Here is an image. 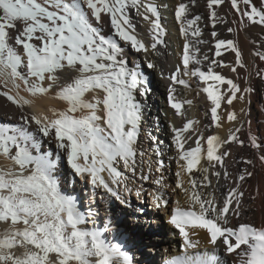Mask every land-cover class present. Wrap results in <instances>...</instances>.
<instances>
[{
  "label": "snow or ice",
  "instance_id": "6c2138e0",
  "mask_svg": "<svg viewBox=\"0 0 264 264\" xmlns=\"http://www.w3.org/2000/svg\"><path fill=\"white\" fill-rule=\"evenodd\" d=\"M206 2L213 29L217 22L226 23L215 10L225 0ZM229 2L241 26H246L247 22L264 27V0H260L259 6L254 0ZM195 3L196 0L189 3L181 0L175 8L181 35L196 38L194 42L186 39L183 45V75L198 77L207 85L202 91L212 103L211 119L219 128L222 125L217 109L225 100V94L216 85L228 86V105L236 99H245L244 95L237 96V93L250 94L253 89L246 87L242 90L232 79L215 72L211 64L236 71L235 66L222 61L211 60L207 71L201 70L202 61L198 55H202L205 61L209 57L195 46L207 43L202 39L199 24L202 17L192 15L190 11V5ZM133 8L138 15L141 14L140 8H144L143 19L151 25L154 40L151 47L155 49L158 43H163L161 37L166 34L155 3H145L144 0H0V82L5 87L10 83L16 90L15 95L11 94V89L2 95L22 109L33 103L20 95L22 86L23 91L32 97L48 95L58 87L55 98L67 105L64 110L52 109V119L21 114L18 124H0V157L10 161L8 166L0 167V224L6 225L0 229V264H134L133 257L123 251L120 244L106 239L110 219L102 229L85 227L91 212L80 211L75 197L61 191L56 175L60 155L53 160L51 154H42L35 134L29 130V125L35 123L37 131L44 137L54 136L75 175L89 180L94 188H103L121 204H127L121 192L111 185L119 187L123 183L124 192H132L126 183L128 177L118 165L122 162L125 170L136 172V145L141 132L143 106L135 93L139 85L148 83L146 76L128 67L120 43L129 44L137 52L148 50L135 34V25L129 14ZM106 26L112 30L111 34L105 33ZM227 30L234 31L231 27ZM211 35L216 39L217 57L223 55L221 49L230 50L235 53L236 65L246 67L235 41L219 39L215 30ZM254 55L264 61V52L257 51ZM148 67L154 65L149 63ZM65 71L67 78L62 82L61 74ZM176 72H181L180 67ZM257 75L264 78V69L258 70ZM171 79L188 86L187 81L177 79V75ZM208 81L215 83L209 84ZM173 91L169 90L168 100L180 114L183 104L192 102L176 100ZM146 92L147 88L141 95ZM86 94H91L92 99H86ZM227 120L235 122L236 113L228 112ZM194 123L198 121L189 120L183 128H173L179 160L184 162L180 164L181 171L176 173V187L184 191L190 203L184 208L177 202L169 218V223L178 229L182 238L183 253L166 258L164 264H223L218 255L221 246L226 253L235 254L233 264H264V226L248 223L230 226L232 218L240 215L245 195L242 182L252 177L253 172L247 169L241 172L219 202L214 194L206 198L197 190L212 184L206 175L209 168L198 169L197 165L206 159L210 166L224 168L225 158L231 155L225 146L232 143L244 146L245 142L236 135L241 128L236 127L227 139L209 135L206 149L201 143L204 137L200 136L195 147L185 150V143L191 136L183 134ZM249 141L251 147L261 148L251 135ZM156 153L161 154L159 148ZM143 155V152L139 153L140 157ZM259 159L264 164V155ZM243 162L253 165L252 160ZM161 168L162 161L156 171ZM194 170L205 173L200 181L192 178ZM105 172L108 179L102 175ZM182 173L189 174L191 191L184 187ZM212 174L217 178L221 176L220 171ZM223 176L227 180L229 173L225 170ZM141 179L147 180L148 176L142 175ZM155 183L162 184V178ZM141 194L138 189L136 196ZM153 203L160 208L168 201L162 200L161 195H153ZM201 233L207 237L211 251H198Z\"/></svg>",
  "mask_w": 264,
  "mask_h": 264
},
{
  "label": "bare ground",
  "instance_id": "6f19581e",
  "mask_svg": "<svg viewBox=\"0 0 264 264\" xmlns=\"http://www.w3.org/2000/svg\"><path fill=\"white\" fill-rule=\"evenodd\" d=\"M144 2L155 3L158 6L162 18V26L165 28L166 34L161 37L163 43H158L156 48L153 49L151 47L154 42L153 33L149 21L143 19L144 8H140L141 14L139 15L134 8L130 9L129 14L133 25H135V34L147 46L148 50L146 52H137L129 44H125L122 41L120 43L124 48V59L127 61L128 67L135 68L141 72L147 77L148 83L147 85H139L135 93L137 101L143 106L141 132L136 145L138 152L136 172L133 174L125 170L122 162L118 165V169L124 176L128 177L126 183L132 188V192H124L123 183L119 187L111 185L114 189L121 192L127 204H121L115 197L105 192L103 188H94L89 180L75 175L70 166L67 167L68 169L64 166L61 168L59 165L60 161L67 163V159L66 155L58 148L54 136L44 137L37 131L35 123L29 125V130L35 134L42 154H51L50 158L53 160L56 159L57 154L60 155V159L57 162L56 175L60 181L61 191L66 195L75 197L80 211L85 214L91 212L89 223L85 227L88 229L94 227L102 229L110 219L111 226L105 233L106 239L111 243L120 244L122 249L133 257L134 264H164L166 258L183 253V241L179 236L178 229L169 223V218L173 211H169V203L171 201L174 202L172 209L177 206V202H179V206L184 208L189 205V200L184 202L186 197H182V195H185L184 191L176 187L178 179L176 173L181 171L180 164L184 162L179 160V150L174 143L175 133L173 128H183V123H187L189 120L195 121L198 118L199 115L196 118V112H198L196 108L202 103L195 104V98L197 97L198 99L197 94L199 92L202 94L200 89L205 83L198 77L183 75L182 54L186 37L181 35L180 23L175 19V8L181 0H144ZM254 2L259 6L260 0H254ZM199 7L193 8L191 13L197 14ZM215 10L218 16L226 23L217 22L213 30L217 32L219 39L233 40L237 43L242 52L243 63L246 65L245 68L239 67L235 62V53L221 49V51L223 50V55H225L224 61L228 63L227 65L236 67L235 72L231 71L229 67V76L242 90L246 87H251L253 91L250 94H245V102L241 108L244 111L237 110L235 112L237 115L235 122H229L227 114L220 116L219 123L222 127H216V123L213 122V135H219L227 139L230 132L234 131L236 127H240L241 131L236 133V135L245 143L243 147L237 143L225 146L229 149L231 155L225 158L224 168H220L219 165L212 167L206 159L201 160L197 168H209L206 175L209 176L212 184L207 188H198L197 190L202 191L206 198L210 194H214L218 202L222 201L223 197L233 186L235 178L245 169L252 171L253 176L242 182V189L245 195L240 215L232 218L230 226L238 227L241 223H248L261 227L264 226V164L261 163L259 158L264 155V78L258 76L257 71L264 69V61L260 60L254 53L257 51L264 52V47H262L264 45V27L251 25L247 22L246 26H241L239 17L231 9L229 0H225V3ZM104 19L107 25V17ZM229 27L234 31L228 32L227 29ZM104 30L107 34L112 33L108 26ZM215 42L216 39L213 38V43L215 44ZM205 62H202L199 67L206 72L208 68L203 66ZM149 63L153 64L154 67L149 68ZM206 66L209 67L210 64L207 63ZM212 66V68H216V64ZM177 67H180V73L176 72ZM189 67L191 68L192 65ZM153 73L155 74V82L150 83ZM173 75H177V79L186 80L188 86L185 87V85L174 82L171 79ZM66 78L67 72H62V82ZM67 82H70V80ZM145 88H147V92L141 95ZM9 89H11V94L15 95L16 90L10 83L5 87L0 82V124L10 126L18 124L21 122V114L26 116L36 114L48 116L52 119L54 118L52 109L64 110L67 107L66 102L55 98V93L59 91L58 87L48 95L32 97L23 91L22 86L20 95L33 101L31 105H25L22 109L2 95L3 92ZM170 89L174 90L172 95L176 100L192 102L191 104H183L181 114H177L169 103ZM149 90L153 92L152 94L158 95V98H156L159 102L158 104L155 103V98L153 102V97ZM86 99L91 100L92 95L86 94ZM149 108L154 109L152 121L149 117ZM249 135L256 139L261 148L251 147ZM186 145L185 150H188ZM157 148H159L160 155L156 153ZM140 152L144 153L143 157L139 156ZM33 154H36L35 151H33ZM245 160H252L253 165L244 163L243 161ZM161 161L163 162V168L157 172L156 169ZM9 164L10 161L0 157V167H6ZM225 170L229 173L227 180L223 176ZM215 171L221 172L219 178L212 174ZM172 172H174L175 177L172 176ZM204 174L194 170L192 178L200 181ZM102 175L105 179H108L106 172L102 173ZM142 175L148 176V179L142 180ZM161 178L162 184H156L155 181ZM181 179L184 181V187L191 191L190 184H187L189 174L182 173ZM138 189L142 192L140 197L136 196ZM153 195H161L162 200L168 201L167 205L157 208L153 203ZM92 221L95 223H92ZM4 227L6 225L0 224V229ZM193 239H196V237H193ZM199 239L198 251L212 250V246L208 244L207 237L203 233H201ZM193 254L195 253L193 252ZM218 255L223 264H233L235 260V254L226 253L223 251V246H221Z\"/></svg>",
  "mask_w": 264,
  "mask_h": 264
},
{
  "label": "rangeland",
  "instance_id": "374dc122",
  "mask_svg": "<svg viewBox=\"0 0 264 264\" xmlns=\"http://www.w3.org/2000/svg\"><path fill=\"white\" fill-rule=\"evenodd\" d=\"M183 2H184V0H183ZM189 2H190V0H186L185 1V3H189ZM206 5H207L206 0H204V1L196 0V3H195L194 6H191L190 5V11H192L193 8L200 6L199 7L200 8L199 9V12L197 14H192V15H200L202 17V20L199 22V24H200V27L201 28L203 26V28H202L203 36L202 37H205V38H203V40L207 41V43H205V44H197L195 46L198 47V48H200V52L202 54L207 55L209 57V60H207L205 62V60H203V58H202L203 57L202 55H198V58H200L202 62H205L204 65H203L205 68H208L206 66L207 63L210 64V60H213V59L215 61H217L218 63L222 61L224 64L227 65L228 63L224 61V56L225 55H222L223 57L222 56L217 57L215 55V53H214L215 52V44L213 43V37L211 35L212 30H213V25H212L211 19L209 18L210 17V10L207 8ZM186 39H189L190 42H194L195 41V38L194 37H191V36L189 38H186ZM222 53H223V50H222ZM212 65L213 64H211V67H213ZM213 69H214L215 72L220 73L224 77H226V78L228 77V79H232V77L229 76V73H230V72H228L229 71V67L227 68V67H222V66H217L216 65V68H213ZM153 82H155V74L154 73H153V75H151V80H150V83H153ZM208 83L209 84H211V83L214 84L215 82L208 81ZM206 86L207 85L204 84L202 87L204 88ZM202 87H201L200 91L203 89ZM216 87L220 90L221 93H224L225 94V100H222L221 101V107L219 109H217V114H218L219 117L221 115H223V114H228V112H236L237 110H241V108H242V106H243V104L245 102V99L243 101L242 100L239 101V99H236V100L233 101L232 105H228L226 103V98H227V94H228L227 93L228 86L227 85H219L218 84V85H216ZM241 92L240 93H237V96H240V95H244L245 96V93H243V91H241ZM149 93H151V96L153 97V102H154V98H155V103L158 104L159 102L156 100V98H158V95L157 94H155V95L152 94L153 92H151L150 90H149ZM201 93L202 94H200V92H199L197 94L198 99H197V97L195 98V104H199L200 102L202 103L201 105H199L196 108L197 111H198V112H196V118H197L198 115L199 116H198L197 119H195V121H198V123H194V125H193L194 127H192L188 132H186V133L183 134L185 137L186 136L187 137L188 136H191V139H188L187 142L185 143V144H187L186 145L187 146V149L191 148V146L192 147H195L196 146L195 145V141L198 138H200L199 136H203L204 137L203 141L201 140V143L203 142L202 145L205 144L204 145V148L206 149V138L209 135H213V121L211 119V112H210V109L212 107V103H210L211 102L210 100L208 101L207 94L205 92L201 91ZM153 111H154L153 108H149V113H150L149 117H150L151 121L153 119ZM184 124L185 123H183V126H184ZM181 127H182V125H181ZM204 141H205V143H204ZM59 165H60L61 168L63 166L66 167V168L69 167V165L65 161H60ZM172 174H173L172 176L175 177L174 176V172H172ZM188 181H187V184L189 183ZM182 197H186L185 200H184V202L188 201V197L186 195H182ZM188 203H190V202H188ZM173 204H174L173 201H171L169 203V205H170L169 211L170 210H173L172 209L174 207Z\"/></svg>",
  "mask_w": 264,
  "mask_h": 264
}]
</instances>
